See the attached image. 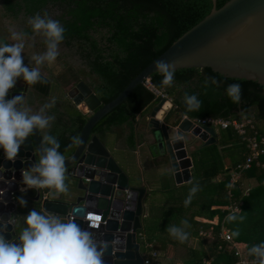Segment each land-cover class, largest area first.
I'll return each instance as SVG.
<instances>
[{"label":"trees","instance_id":"trees-1","mask_svg":"<svg viewBox=\"0 0 264 264\" xmlns=\"http://www.w3.org/2000/svg\"><path fill=\"white\" fill-rule=\"evenodd\" d=\"M211 4V0H0V43L15 42L11 39L12 30L26 32L28 38L21 54L26 66H35L30 60L31 55L46 49L43 37L36 35L33 39L34 34L27 24L29 17L47 12L65 28L57 57L61 62V75L52 77L45 63L40 67L46 83L27 85L25 106L33 113L53 98L56 100L55 106L47 110L48 115L56 118L50 128L40 131L41 135L47 133L57 137L59 151L68 156L74 148L71 137L78 136L88 117L66 94L63 97L50 96L54 83L63 85L66 93L81 80L101 104L107 102L174 39L206 15ZM207 77H215L218 86L211 83L205 86ZM148 79L170 98L172 106L163 119L166 123L175 124L182 115L228 119L244 113L264 132V91L243 79L223 77L206 67L175 70L171 87L161 85L163 77L159 73H152ZM233 83L241 86L238 104L232 103L225 93L227 85ZM185 92L196 94L202 101L199 111L187 110L182 101ZM158 100L159 97L152 94L143 82L136 85L122 102L93 125L91 134H95L103 144L108 136H112L115 147L134 150L146 141L147 129H140V119ZM197 150L199 153L191 154L192 158L189 154L191 179L188 182L176 185L171 181V184L160 188L162 203L147 201L150 196L147 191L142 196L145 213L140 216L141 227L137 232L140 231L145 240L151 242L149 250L157 254L151 258L153 264L156 261L158 264H177L170 259L165 263L162 261L165 251L170 249L168 246L172 245L184 248L180 264H201L205 259L209 264H231L235 257L218 248L222 243L217 237L221 226L227 228L230 235L233 231L239 232L232 238L245 243L247 255L250 247L264 242V166L252 164L229 185V171L242 162L247 153L245 144L230 127L217 130L215 142L204 146L198 144ZM218 174L221 178L213 181L212 178ZM249 178L256 183L244 194L243 180ZM196 182L200 190L185 206L184 201ZM23 199L27 201L26 206L22 207L17 202L15 207V219L19 223L13 224V230L17 235L21 230V215L33 209L38 211L34 201ZM238 202H241L239 212L227 211L229 204ZM230 214L244 219L242 222H228L226 217ZM183 220H187L190 227H185L181 223ZM172 226L187 232L188 239L181 243L170 235L168 228ZM201 228H210L213 238L201 236ZM189 239H195L197 246H188ZM136 241L139 253L147 249L137 235Z\"/></svg>","mask_w":264,"mask_h":264},{"label":"water","instance_id":"water-1","mask_svg":"<svg viewBox=\"0 0 264 264\" xmlns=\"http://www.w3.org/2000/svg\"><path fill=\"white\" fill-rule=\"evenodd\" d=\"M211 1L206 15L174 39L107 102L101 104L81 80L66 91V96L80 111L88 112L77 136L80 143L65 156L66 198L56 191V197L50 198L51 189L21 191L26 187L22 183V170L29 169L39 159L40 131L34 130L25 140L15 161H8L0 149V221L15 217L18 198L30 199L40 212L47 210L62 218L69 212L81 228L91 231L96 240L105 242L104 264H142L136 230L141 227V199L145 189L130 183L105 145L91 134V129L136 85L152 73H158L154 65L159 60L173 63L175 70L206 67L223 77L243 79L264 91V0ZM26 87L27 84L17 78L6 99L17 95L25 97ZM165 102L168 106L161 117H157ZM171 106L170 100L159 98L140 119L139 127L148 130L144 135L146 141L165 155L173 182L178 185L190 180L192 148L189 144H212L216 132L211 126H193L186 117L175 124L166 123L163 119ZM10 192L16 200L13 203L7 201ZM43 194L45 197L41 199ZM86 217H99L100 222H90ZM2 234L14 242L18 239L14 237L13 224L7 225Z\"/></svg>","mask_w":264,"mask_h":264},{"label":"clouds","instance_id":"clouds-1","mask_svg":"<svg viewBox=\"0 0 264 264\" xmlns=\"http://www.w3.org/2000/svg\"><path fill=\"white\" fill-rule=\"evenodd\" d=\"M27 24L34 34L33 39L39 35L44 38L43 43L46 45L44 52L31 55L30 60L35 66H26L21 55L24 53L25 41L28 38L26 32L12 30L11 39L15 42L0 43V149H3L8 161H15L21 146L34 130L50 128L56 118L55 115L47 114V110L55 106V98L45 103L35 113L25 106V98L21 95L6 99L17 78H22L27 85L46 83L42 78L40 66L46 63L51 67L56 62L59 45L64 40V26L60 21L50 18L47 12L29 17ZM154 68L163 77L161 85L171 87L175 78L174 64L159 60ZM204 83L205 86L209 83L218 86L219 82L215 77H207ZM225 93L232 103H240V84L227 85ZM182 101L188 111H199L202 105L196 94L187 92L184 93ZM79 143L77 136L71 137L72 145ZM59 149L57 137L47 133L42 135L41 147L38 150L39 159L29 169L22 170V183L26 186L21 189L22 192L27 189H55L57 193H67L65 156ZM199 190V183H193L184 201L185 206L191 203ZM18 203L23 207L27 201L21 197L18 198ZM239 211L237 208V212ZM144 213L142 207L141 215ZM243 219V216L238 217L236 214L226 217L228 222L237 220L242 222ZM22 221L23 227L16 242L5 239L2 233L7 225L18 224L19 221L15 217L0 221V264H104L106 243L96 240L91 231L81 228L74 220H65L47 210L40 212L33 209L22 217ZM181 223L185 227H190L187 220ZM168 232L181 243L188 239V233L180 227H169ZM238 235V231L231 233V237ZM248 255L255 257L252 264H264V242L250 247Z\"/></svg>","mask_w":264,"mask_h":264},{"label":"built area","instance_id":"built-area-1","mask_svg":"<svg viewBox=\"0 0 264 264\" xmlns=\"http://www.w3.org/2000/svg\"><path fill=\"white\" fill-rule=\"evenodd\" d=\"M144 86L155 96L159 98H165L170 100L167 94L161 90L156 88L148 78L143 80ZM188 118L193 126L200 127L203 126H211L214 131L217 133V130L224 129L230 127L240 138V140L245 144L247 149V153L242 162L237 163L230 171H229V185L232 184L234 180H236L240 176V172L242 170L250 168L252 164L263 167L264 166V132L262 133L255 121L247 114L244 113H237L234 117L228 119H222L219 117H211L205 116L200 118H190L186 115H182L181 118ZM180 118V119H181ZM264 185V181L262 182ZM248 187H246L243 191L244 194L247 193ZM44 194L41 196V199H44ZM10 203L15 202V197L13 192H10ZM5 201V202H7ZM241 202L238 203H231L229 204L226 209L228 212L237 211ZM16 204V203H15ZM10 214V212H9ZM93 215H97L96 213H91ZM10 218V217H9ZM65 220L72 219V216L68 213L65 214ZM89 221H94L91 218H87ZM94 222H100L96 220ZM199 234L201 236H205L207 238L212 239L213 234L212 231L209 229L201 228L199 230ZM136 235L140 238L143 242V245L147 247L141 251L140 256L142 258V264H153L151 258L156 257V252L153 250H149L151 247V242L146 241L144 235L139 231L136 232ZM217 237L222 241L219 243L218 248L232 254L235 257V260L231 264H252V261L255 257L250 258L248 257L245 249V243L239 240H234L228 229L221 226L220 229L217 231ZM154 264H158L156 261ZM201 264H209L208 260H203Z\"/></svg>","mask_w":264,"mask_h":264},{"label":"rangeland","instance_id":"rangeland-1","mask_svg":"<svg viewBox=\"0 0 264 264\" xmlns=\"http://www.w3.org/2000/svg\"><path fill=\"white\" fill-rule=\"evenodd\" d=\"M60 64L61 62L57 60L51 67L46 64L47 68L52 73L51 75L52 77H55V75L57 77L61 75ZM52 82L53 83L55 82L53 78H52ZM65 94L66 93H64L63 85H60V84L58 85L56 83L53 84L52 89L50 91V96L63 97ZM189 145L192 148V151H190V156L192 158L191 154L193 153L198 154L199 152L197 150V146L194 145L192 142ZM215 147L217 148V150L220 149L217 143ZM106 148L108 149L110 155L113 157L116 163L121 167V169L129 173V181L131 184L132 182L136 181L134 180L135 178L133 177L132 174H134L139 180H141L142 178L147 179L149 181L156 180L154 181V186L156 187L154 188L150 187L152 192L150 193V196L148 197L147 201L151 202V204L162 203L161 200L163 199V196L159 194V189L164 187V185L171 184V181H172V179L169 178L170 177L169 175H171V170L168 164H166L167 162L163 158L164 155L162 156L161 154L154 152L153 150L152 156L154 160L158 163V165L152 166L150 163L148 164V161H145V160H148L147 158H145V160H142V155H145L144 153L146 151L145 148H141V152L144 151L143 154L141 155L140 154L141 152L138 150L134 152L133 150H129L126 148H124L123 150H120L119 148H115L114 143L109 142V140L106 144ZM150 150H152L151 147H150ZM219 153L221 154V151ZM138 155H140L139 158H138ZM157 163H154V164H157ZM149 171L150 173L153 174L151 178H149L150 174L148 175ZM247 181L248 180L243 181V186L245 185L246 187H249V186L254 185L255 180L253 178H249V182ZM61 194L65 197L66 193H61ZM161 196H162V199H161ZM143 209L145 210V205ZM197 243L198 242L195 239H189L187 241L188 246H197ZM168 249L169 250L165 251L164 253L165 256L163 257L162 261L165 263L166 260L170 259V261L174 263L178 262L177 264H180L184 258V248L180 245H172V246H168Z\"/></svg>","mask_w":264,"mask_h":264},{"label":"crops","instance_id":"crops-1","mask_svg":"<svg viewBox=\"0 0 264 264\" xmlns=\"http://www.w3.org/2000/svg\"><path fill=\"white\" fill-rule=\"evenodd\" d=\"M148 131V130H147ZM146 131V132H147ZM112 139H113V137L112 136H108L105 140V143H104V145H105V147H106V144H107V142H108V140H109V142H112ZM144 145H146V146H144ZM150 147H151V149L152 150H150ZM115 148H117V147H115ZM141 148H145L146 149V151L144 152V151H142L141 152ZM120 149V148H119ZM108 150V149H107ZM120 150H123V149H120ZM140 151L141 153V155L143 154V152L145 153V155H142V160H145V158H147L148 160H145V161H148V164L150 163L152 166H157L158 165V163L154 160V158H153V156H152V154H153V150H154V152H157V153H159L157 150H156V148L154 147V146H152V144L151 143H148L147 141H145V142H143V143H141V144H139L133 151L134 152H136V151ZM139 156L140 155H138V158H139ZM163 156V155H162ZM163 158L165 159V161L167 162L166 164H168V166H169V163H168V160L166 159V157H165V155L163 156ZM191 160V159H190ZM154 163H157V164H154ZM160 165V164H159ZM123 171H125V170H123ZM189 171H190V179H191V167L189 168ZM125 173L127 174L128 172L127 171H125ZM150 174V177L149 178H151L152 177V173H150V171L148 172V175ZM128 175V177H129V173L127 174ZM133 175V177L135 178L134 180H136V181H134V182H132V184L133 185H137V186H142V187H144V189H145V192L147 191V194L148 193H151L152 191H150L151 190V188H154V187H156V186H154V181H156V180H147V179H144V178H142L141 180H139L134 174H132ZM170 177L169 178H171L172 179V181H173V178L171 177L172 176V174L171 175H169ZM221 178V174H218V175H216L214 178H212V180L213 181H216V180H218V179H220ZM245 181L246 180H248L247 182H249V179H244ZM243 180V181H244ZM188 182V181H187ZM156 183V182H155ZM174 183V182H173ZM256 182L254 181V184H255ZM175 184V183H174ZM182 184V183H181ZM245 186V185H244ZM253 186V185H252ZM252 186H249V187H252ZM151 187V188H150ZM248 187V188H249ZM244 188H246V186L244 187ZM56 190L55 189H51V191L49 192V197L50 198H55L56 197V192H55ZM149 191V192H148ZM143 207H144V204H143ZM27 214H22L21 215V217H20V224H19V228L21 229L22 227H23V221H22V217H24V216H26ZM21 231V230H20ZM15 236H19V235H17V234H14V237Z\"/></svg>","mask_w":264,"mask_h":264},{"label":"bare ground","instance_id":"bare-ground-1","mask_svg":"<svg viewBox=\"0 0 264 264\" xmlns=\"http://www.w3.org/2000/svg\"><path fill=\"white\" fill-rule=\"evenodd\" d=\"M168 106V102H165L164 104H163V106L161 107V109L158 111V113H157V117H161V113L163 112V109L164 108H166ZM184 165V164H183ZM92 220H95V219H93V218H91ZM94 223V222H93Z\"/></svg>","mask_w":264,"mask_h":264},{"label":"flooded vegetation","instance_id":"flooded-vegetation-1","mask_svg":"<svg viewBox=\"0 0 264 264\" xmlns=\"http://www.w3.org/2000/svg\"><path fill=\"white\" fill-rule=\"evenodd\" d=\"M26 90H27V87H26ZM26 90H25V96H26ZM25 98V97H24ZM153 146V145H152Z\"/></svg>","mask_w":264,"mask_h":264},{"label":"snow or ice","instance_id":"snow-or-ice-1","mask_svg":"<svg viewBox=\"0 0 264 264\" xmlns=\"http://www.w3.org/2000/svg\"><path fill=\"white\" fill-rule=\"evenodd\" d=\"M94 219H99V217H94Z\"/></svg>","mask_w":264,"mask_h":264}]
</instances>
